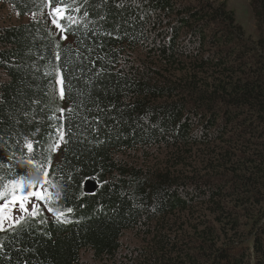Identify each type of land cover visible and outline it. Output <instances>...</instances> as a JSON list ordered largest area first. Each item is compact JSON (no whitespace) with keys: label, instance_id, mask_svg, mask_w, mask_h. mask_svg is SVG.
I'll use <instances>...</instances> for the list:
<instances>
[{"label":"trees","instance_id":"obj_1","mask_svg":"<svg viewBox=\"0 0 264 264\" xmlns=\"http://www.w3.org/2000/svg\"><path fill=\"white\" fill-rule=\"evenodd\" d=\"M0 6L28 18L0 24V191L53 209L0 234V264H117L127 233L150 242L129 264H264V0L256 39L217 0ZM140 148L163 158L122 159Z\"/></svg>","mask_w":264,"mask_h":264},{"label":"rangeland","instance_id":"obj_2","mask_svg":"<svg viewBox=\"0 0 264 264\" xmlns=\"http://www.w3.org/2000/svg\"><path fill=\"white\" fill-rule=\"evenodd\" d=\"M210 1H214V0H210ZM217 1L226 2L227 9L232 11L234 14L235 22L244 29L247 35L251 36L253 39L257 38V30L253 20V15L250 7V0H217ZM27 21H28L27 17H20L17 14L13 13L10 9L0 6V24H18V23H25ZM144 152L145 151H143L140 148L138 150L126 153L125 155H123L122 159L128 161L137 160L139 163H142L145 160V157H147L149 162H151V166H155L156 162L163 158L162 154L158 155L156 150L150 149L145 152L146 154ZM154 158L155 161L153 162ZM40 187H36V188L39 189ZM27 191L28 190H25V192ZM49 200L47 202H40L37 201L35 198H32L26 205L29 209V211L27 212H21L19 210L18 205L15 208H10L7 212V215L10 216L11 219L0 218V234L6 231L7 229L11 228L14 224L17 223L18 220L28 215H32L33 205H38L36 215L41 216L43 213L47 211ZM0 203H3V200H1ZM147 247L149 249L150 242L149 243L144 242V239L141 236H138L134 233L125 234L122 239V251H121L122 253L117 260V264L121 262L125 264H129L127 263L128 259H131L130 261H134V263H136L139 255L142 254V253L139 254V252L146 251ZM80 264H100V263L93 261L89 253L87 254L83 253L81 255Z\"/></svg>","mask_w":264,"mask_h":264},{"label":"snow or ice","instance_id":"obj_3","mask_svg":"<svg viewBox=\"0 0 264 264\" xmlns=\"http://www.w3.org/2000/svg\"><path fill=\"white\" fill-rule=\"evenodd\" d=\"M51 4L52 0H49V6H51ZM65 11L66 6L63 5L54 7L52 9L53 14L56 17L60 18H63ZM53 23L56 24L57 27L60 26L59 24H57V21L55 19L53 20ZM43 174L45 177L48 175L46 171ZM44 183H47V181L45 180ZM25 187H27L28 189L27 192H25ZM50 196L51 194L48 193L42 186L37 189L33 184H26V182L23 180H15L12 182L10 192L7 189H5V191H0V199H3V203H0V218L11 219V217L7 215V212L10 208H15L17 205L21 212L29 211L26 205L32 198H35L40 202H47L50 199ZM37 208L38 205L32 206V215L37 214ZM47 210L53 211L50 206ZM68 211H71V209H69Z\"/></svg>","mask_w":264,"mask_h":264},{"label":"water","instance_id":"obj_4","mask_svg":"<svg viewBox=\"0 0 264 264\" xmlns=\"http://www.w3.org/2000/svg\"><path fill=\"white\" fill-rule=\"evenodd\" d=\"M83 188H84V193L85 194H93L95 193V191L97 190V184H96V181L94 179H87L85 182H84V185H83Z\"/></svg>","mask_w":264,"mask_h":264}]
</instances>
